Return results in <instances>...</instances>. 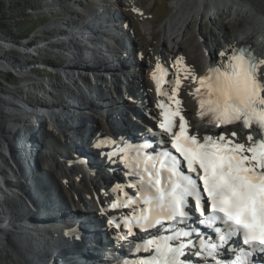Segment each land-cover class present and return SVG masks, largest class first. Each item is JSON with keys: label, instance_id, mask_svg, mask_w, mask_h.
I'll list each match as a JSON object with an SVG mask.
<instances>
[{"label": "snow or ice", "instance_id": "obj_1", "mask_svg": "<svg viewBox=\"0 0 264 264\" xmlns=\"http://www.w3.org/2000/svg\"><path fill=\"white\" fill-rule=\"evenodd\" d=\"M218 56L219 61L210 60L207 75L192 76L194 83L199 81L195 89L199 115H209L208 122L217 128L242 123L259 135L249 133L247 144L232 139L235 132L206 134L201 142L188 133L183 115L158 104L163 116L159 128L170 137L178 156L167 148L156 155H141L138 150L132 161V174L138 180L128 185L137 189L136 196L124 192L126 199L118 198L111 205L132 209L131 215L123 217L128 235H135L134 227L142 232L156 230L143 242L142 249L149 255L138 264H193L186 258L192 249V255L200 258L196 264H221L217 257L222 251L235 255L227 264H264V59L257 58L250 46L230 45ZM174 83L179 86L180 80ZM177 115L179 130L174 131ZM160 143L167 145L168 140L162 137ZM123 187L117 184L114 191ZM197 223L211 229L214 239L203 238L193 227ZM234 238H242L244 247L237 244L238 254L229 247Z\"/></svg>", "mask_w": 264, "mask_h": 264}, {"label": "rangeland", "instance_id": "obj_2", "mask_svg": "<svg viewBox=\"0 0 264 264\" xmlns=\"http://www.w3.org/2000/svg\"><path fill=\"white\" fill-rule=\"evenodd\" d=\"M51 1L0 0V24L6 25L5 28L3 26L4 31L0 30L1 39L2 41L12 40L11 45H18L17 47L15 46V48H11L13 49V51L11 52L8 51V48H5L4 46V49L2 51L0 50V55L1 57H4L5 60L18 59L20 61L19 63L22 64V68L29 69L30 76L35 80L34 82L25 80L24 74L26 73H24L23 75L21 73L6 74L5 72L0 71V87L8 91L15 92H17L16 90L20 88V90L18 91V96L25 99L27 101V104L31 107H34V105H36L40 108L49 107L50 109L53 105L59 106L57 110V120L61 122L68 121L69 125L66 138H68L70 144H72L70 136H73L75 133V129H73L71 126L74 121L78 122V119L80 121L81 128H84L85 126L86 129L92 128L96 130V132L101 130L102 133H108V126L102 118L94 114V117L89 120H85L82 115L86 113H84V111L77 112V107L80 104H84L82 99H85V97L88 98L90 93H92L95 97L101 94H104V96L108 97L109 94H111L114 86L115 91L118 89V87H116V81L113 78V76H116L117 74L110 75V72H107V70L103 68V65H110V61L112 60L111 56L108 54L101 56L100 62L94 61V55L92 56V58L86 55V68H77V70L72 71H63L59 69L58 65H61V62L69 63L70 59L75 60V57L78 54L75 53L74 55H69L71 56V58H68L67 56L59 54L58 50L54 49L53 51V48H56L55 46L51 47L52 49L50 48L49 51L45 47V44L40 45L39 43H49V39L53 41L54 39H52V37L55 36H57V41H62L60 40V37H62L60 36V34L61 31H64L62 26H65V24L70 26V28H73L75 32L79 30L77 25H79L80 22L78 21L82 22L85 19H92L93 21V17L91 16L92 12H97V10L98 12H104L108 9L118 10L121 18L125 19V21L129 23V29H131L133 32L132 41L134 46L141 52H145L147 56H149H146L144 62H149L150 59H157L160 54L168 56L169 53L175 51V53H179L178 56L180 58H182L186 62L188 61L187 63L191 66L193 65V67L201 69V71H203L204 68V54L206 53V51H209L214 55L215 51H217L218 49L221 50V48H223V46L225 45V40L227 38L236 35L242 36L244 32L246 33L248 31L247 29L249 28H251L254 32V35L258 37L257 32L261 29L259 23L255 22L253 19H248L246 16H244L240 19L231 20L228 14L224 13L222 9H217L214 6H210V8L206 10V13L202 12L197 19L193 20L190 23H187L181 32L178 31L176 32L177 34L171 32V34H173L174 36L172 35V40L168 41L164 37L163 26L165 20L174 7V2L178 0H124V6L122 5V7L120 6L107 9H102V6L97 8V3L101 2L99 0H71V4L67 5L72 9V12L69 13H66L64 10L66 6L64 8V5L61 3V1L63 0H54L53 3H51ZM261 1L264 2V0ZM181 2L182 4H184L187 1L182 0ZM208 4H210V2H205V5ZM59 16H61L60 22L59 19H57V17ZM62 20L65 22L64 25L56 26L57 24L53 23V21H55L56 23L59 22L60 24H62ZM67 20L71 22L68 23ZM136 20L138 22H135ZM19 25H25L28 31H33L25 38H18L12 34V31L16 32V28ZM65 30L66 31L64 32L67 33L69 28H66ZM81 32L82 33L80 34H85V30ZM66 36H70L71 38H63V41H65L66 43L70 42L67 43L69 47L74 45L79 50H82V48H80V40H73L71 34H67ZM123 37L125 40L124 44L127 47H132L133 44L130 42V38L127 39L126 36ZM85 41L90 42L91 40L85 39ZM20 46L23 47L26 52L20 50L18 48ZM85 46L91 45L89 43H86ZM35 47H37V49H34ZM30 50H33V54L28 53ZM67 52L68 50L65 51V53ZM22 53H25L26 55L24 56ZM55 53L58 54L56 55ZM59 56L62 59L59 58ZM155 56L157 57L155 58ZM130 58H133L132 62L136 59L135 57ZM43 62H49L50 64H43ZM97 65L102 66V68L98 69L99 72H94L89 69H96ZM14 72L18 71L14 68ZM88 72L94 73L98 76L94 80H92ZM9 75L11 77L10 79L7 78V76ZM140 76L136 73H133L131 76L133 82L130 84L132 86L134 84V87L138 86V84L140 83V78H142L141 81L145 83L146 78ZM110 79L113 81H110ZM56 81L60 82L62 85L67 84L70 88L73 89L75 87V90L80 94V96L74 97L72 95H69L68 93L60 95V92L59 96L53 94L54 90H51L50 86H53ZM68 82H70L71 84ZM25 100H23L22 103H26ZM73 102H76L77 104L73 105ZM19 105V107H22V109L26 108L25 106H23V104ZM35 110L36 109L34 107V109H28L27 111H25V113L24 109L22 112H19L17 110L11 112L9 109H5L4 111V113L9 116L15 114L16 112L19 114V116H15V119L9 118L8 116L5 119V129L8 132L15 130L17 131L18 129H28L32 131L35 136H41L39 141L41 142V149L43 152H40L39 156H45V158L43 157L42 164L38 169L39 171L37 172L36 176H34L36 180L35 182H39L41 184V174L47 173V175H49V177H51L52 179V182L50 183L53 188H55L58 196L60 195V197H63L64 195V197H66L68 201H70L72 196H74L75 198L81 196V194H78L76 192L82 191L84 197H93L95 186L97 188L98 185L97 183L93 185L91 184L92 182L87 176L80 177L77 172L74 173L72 170H76V168L71 166L72 161H65V164L64 162H62L61 165L56 164L55 162L56 152H61L63 156L68 155L70 157L71 153L73 154V152H75L73 148L71 149L68 146L65 147L63 145L64 136L59 132L58 128L55 127L54 120L52 119L53 117H55V115L49 118L45 117V115L40 118L37 117L38 120L33 122L23 121L24 119H26V115L34 116L32 115V113ZM119 114L120 113H118V115ZM115 115L116 114L112 112L109 118L106 116L108 118L109 124L112 116L115 117ZM81 118L82 120H80ZM13 121L17 126H12L14 125ZM79 131L81 136L80 138H83V140H85L82 136L83 133H81V129ZM81 139L80 141H82ZM53 147L55 149H53ZM46 153H48V155ZM17 155L21 157L22 154L19 153ZM74 159L75 158H73V160ZM2 161L3 168H0L4 170V173L6 172V180L9 184V182L15 181V178L11 177V175L9 174L14 169L12 164L13 161H8V158L5 156V151H3ZM69 168H71L72 170L70 171ZM65 172H67L68 177H66L67 175H65ZM1 178L2 177H0V181ZM21 180L23 184L26 185L25 179L22 178ZM13 185V187H15L18 184L13 183ZM42 193L44 192L42 191ZM2 199L3 197L0 193V205L5 210L3 211L2 209H0V216L7 217V214L11 215V213ZM94 199L95 198L93 197V200ZM58 203H61V200L59 198ZM69 209L71 210L72 208L69 207ZM31 255L34 257V255L36 254Z\"/></svg>", "mask_w": 264, "mask_h": 264}, {"label": "bare ground", "instance_id": "obj_3", "mask_svg": "<svg viewBox=\"0 0 264 264\" xmlns=\"http://www.w3.org/2000/svg\"><path fill=\"white\" fill-rule=\"evenodd\" d=\"M44 1H47V0H44ZM48 1H51V0H48ZM53 1L54 0H52L51 3H53ZM99 1H101V0H99ZM181 1L182 0H178V1L174 2V4H173L174 7L164 22L163 30H164V37L166 38V40L171 41L173 36H174L173 34H171V32H173L175 34H177L176 32H178V31L181 32L187 23H190L193 20L197 19L199 17V15H201L202 12L206 13V10H208L210 8V6H214L217 9H222L224 13H227L228 16L231 18V20L240 19L244 16H246L248 19L249 18L253 19L255 22L259 23V26L261 29L257 32L258 37H256L254 35L253 30L251 28H249V29H247L248 31L246 33L244 32V34L242 36L236 35V36L227 38L225 40V45L223 46V48H221V50L218 49L214 53V55H213V53H212V55L216 56V57H218V59H220V57L218 56V53L222 50L227 51L229 49L230 45L232 47H236V46H240L243 44H250L260 54L262 59H264V2L263 1H261V0H205V1L204 0H185L187 2L184 4H182ZM123 2H124V0L123 1L122 0H102L101 3L104 7H101V8L107 9V8H116V7H120V6L122 7V5L124 6ZM205 2H210V4L205 5ZM61 3L64 5V8L66 6V8L64 9L66 13L72 12V9L67 6V5L71 4V0H63V1H61ZM96 13H98V10H97V12H92L91 16L92 17L96 16L95 15ZM57 19H59V22H60L61 16L57 17ZM59 22L56 23L55 21H53V23L57 24L56 26H59V25L61 26V25L65 24V22L63 20H62V24H60ZM67 22L70 23L71 21L67 20ZM78 22H80V24L77 25L78 29H79L78 31L74 32L73 28H70V26L65 24V26H62L63 30L66 31L65 30L66 28H69V30L67 33H65L64 31H61L60 36H66L67 34H72L73 36H76L73 38V40L74 39L79 40L77 38H80L81 35L79 36V34L82 33L81 32L82 30L100 31L101 29L106 28L109 33H112L113 35H115L120 40L121 39L123 40V36L128 37L127 39L131 38L130 31L128 30V32H127L128 35H126V34L123 35V29L120 28L119 25L115 26V28H112V27L108 26L107 22H105V21L102 22V24L98 23V25H97L96 21H94V20L92 21V19H88V20L85 19L82 22L81 21H78ZM135 22H138V21L136 20ZM86 23H87V25L85 26ZM93 23H95V24H93ZM56 37L57 36L52 37V39H54L53 41H51V39H49V43L41 42L39 44L40 45L45 44L46 45L45 47L49 51H50L51 47L55 46L56 48H53V51H54V49L58 50L59 54L67 56L68 58H71V56H69V55H74L75 53L78 54V55H76L75 60L70 59L69 63H66V62L62 63L61 62V65H58L59 69L63 70V71L64 70L72 71V70H77V68H79V69L80 68H86V66H85L86 65L85 64L86 55L90 54V50L89 49L86 50V52L83 54L82 50H79L74 45L69 47L67 43H70V42L66 43L65 41H63V37H60L61 38L60 40H62V41H57ZM87 39H89V37H86V40ZM11 41H2L1 36H0V50L2 51L4 49V46H2V45H5V44H1L2 42H6V43L11 44ZM66 41H68V40H66ZM12 48H15V46ZM127 49H129V50H127ZM127 49H126L127 51H130L132 49V47H127ZM66 50H68L67 53H65ZM108 50H110V48H108ZM15 51H17V50H15ZM48 53H51V52H48ZM94 53L96 54V52H94ZM22 54L24 56L26 55L25 53H22ZM95 54H94V58H95L94 61L100 62L101 57H99L98 55H95ZM125 54H126V52L124 51V49L118 48V47H115L113 52L111 53V55H114V56H124ZM130 54H131V52H130ZM177 55H178V53H175V51L169 53V57H171V58L176 57ZM213 56H210V57H213ZM156 57L157 56H155V58ZM59 58H61V57L59 56ZM19 62L20 61L18 59H15V60L6 59L5 60L4 57H1V55H0V65H1L0 67H2V68L10 67L13 70L15 68V69H17L18 72H11V73H15V74L21 73L22 75L24 73H26V74H24V79L34 82L35 80L28 73V69L22 68V64ZM48 63L49 62H43V64H48ZM153 63L156 65L159 62L157 59H154ZM111 64L116 65L117 61L112 59L110 61V65ZM110 65H103L104 66L103 68H105V70H107V72L109 71L110 75H116V72L109 68ZM132 65H135V64H132ZM100 68H102V66L97 65L96 69L95 68H89V69L94 71V72H99L98 69H100ZM174 71L178 72L179 70H178V68H175ZM156 78H157V76H156ZM68 83H70V82H68ZM53 86H54V88H56V90L58 92H60V95L68 93L69 95H72L74 97L80 96V94L75 90V87H74V89L70 88L67 84L62 85L60 82L56 81L53 84ZM19 90H20V88H18L16 90L17 92L8 91V90H5L2 87H0V93H2L8 97L7 98L8 100L2 101V104L5 105L3 108L4 110L9 109L11 112L15 111V110H17L19 112L23 111L22 107H19L20 106L19 104H23L21 102L20 98L18 97V95H19L18 91ZM128 90L129 91L133 90V86L130 84V82H128ZM82 100L84 103H86L88 98L85 97V99H82ZM58 108H59V106L53 105L52 108L49 109V112L47 113L48 115L47 116L45 115V117H51V116L55 115V117H53L52 119L54 120L55 127H57L59 132L64 136V144L63 145L65 147L68 146L71 149L73 148V150L75 152H73V154L71 153V157H72V159L75 158L76 160H78L79 157L78 158L76 157V150H77L76 147L81 148L82 146L80 145V143H77V144H74V143L70 144L69 143L68 138H66L69 123H68V121L61 122V121L57 120ZM71 108H73V107H71ZM117 109H118L119 113H120V111H122V109H120V108H116V109H114V111H116ZM36 113L37 112L35 110L32 113V115H34ZM27 114H30V113H27ZM122 115L124 116V112L122 113ZM7 116L9 118L15 119V116H19V114L16 112L15 114L10 115V116L6 115L1 110V102H0V167L3 168V161H2L3 151H5V152L8 151V153L10 152V154H12V151H13V153L15 155L16 149H15V151L13 150L12 144L17 145L18 144L17 141L19 140V142H20L21 139L25 138V137H28V139L26 142L22 141L21 143H19V145L24 143V146H22V148L24 147V149H19L20 151L18 150V152H21V154H22L21 157L18 155L16 157H13V155H12V157L14 158V159H12L13 160L12 164H13L14 169L9 174L11 175V177L15 178V183L18 184L17 186H15L14 189L9 186L8 181L6 180V177H7L6 172L4 173V170L2 168H0V177H2V181H5L4 183L0 184V193H1V196L3 197L2 200H3L4 204L8 207V209L10 210V213H11V215L7 214V217H4V216L1 217L0 216V264H45L43 262L45 260L44 255L45 254L53 255L51 247H50L51 246L50 245L51 240L53 237H51L52 236V234L50 232L51 226H49V224L52 222V220L54 218H56L57 214L59 213V211H60V205L59 204L60 203H58L57 200L55 201L52 198L48 199V197L44 191V188L42 189V187L38 186V183L35 182L36 180H35L34 176H36L37 172L39 171L38 169H39V166L42 164L43 157L45 158V156L40 157L39 156L40 153L39 154L36 153L37 155L35 154V152H39L38 148H40V145H41V142L39 141L41 136H35L33 134V132L28 130V129H21V130L18 129L17 130L18 132L15 130L16 133L13 135L11 133L13 131L8 132L5 129V124H6L5 119L7 118ZM40 117H42V116H40ZM115 117H116V115H115ZM80 120H82V118ZM13 123H14V121H13ZM15 125L16 124L14 123V125H12V126L14 127ZM193 125H195V128H196V122L193 123ZM212 128H214V126H212ZM84 129L85 128H81V133H83L82 136L86 139L89 138L90 135H92V133L94 134L96 131V130H94L91 132V131H85ZM240 132L243 133L244 135H246V133L241 129H240ZM249 133L250 132H248V134ZM78 141H80V139ZM14 142H16V143H14ZM30 144H32L33 147L30 146ZM28 148L30 150H28ZM53 149H55V148L53 147ZM23 150H26L27 153H24ZM81 152H82V155L85 159L94 160L95 163H98L95 156H93L91 153L87 152L85 149L82 148ZM58 156H59V158H58ZM62 159H63V161H62ZM65 161H69V160H65L64 156L61 152H59V153L56 152V160H55L56 164L61 165L62 162H64V164H65L66 163ZM98 169H100V167H98ZM69 170L71 171L72 169L69 168ZM14 173H15V175H14ZM65 175H67L66 177H68L67 172H65ZM22 178L25 179L26 185L23 184V182L21 180ZM96 183L98 185H102V180L96 179L91 184L94 185ZM41 190L44 193H42ZM20 193H22V194L20 195ZM29 194L33 198V201L35 203H37L36 204L37 206L34 207V206H32V204H30L28 201L25 200L24 197L28 196ZM41 198H42V200H41ZM72 210H75V209H71L70 211L73 212ZM53 230H55V229H53ZM55 232H58V231L55 230ZM65 245H67V246L72 245V242H69L68 244H65ZM31 254H36V255H34V257H33ZM66 261H67L66 259H63V260L59 261L58 264H65ZM83 262H85V261L83 260Z\"/></svg>", "mask_w": 264, "mask_h": 264}, {"label": "water", "instance_id": "obj_4", "mask_svg": "<svg viewBox=\"0 0 264 264\" xmlns=\"http://www.w3.org/2000/svg\"><path fill=\"white\" fill-rule=\"evenodd\" d=\"M1 44H5V45H2V46H5V48H8V50H10V48H12V45L11 44H9V43H6V42H2ZM21 48H23V47H21ZM34 49H37V47H35ZM32 51L33 50H30L28 53H31V54H33L32 53ZM6 67V66H5ZM10 67H6V68H2V67H0V71H2V72H5V73H7V74H10L12 71L9 69ZM2 69H4V70H2ZM28 73H30V70L28 69ZM8 97L7 96H5L4 94H2V93H0V102H1V110L4 112L5 110H3V108H4V104H2V101H6V100H8L7 99ZM3 106V107H2ZM29 108H25L24 109V113H25V111H27ZM8 114V113H7ZM35 115V114H34ZM28 117V118H27ZM30 117H33V116H29V115H26V119H24V120H27V119H29ZM23 120V121H24ZM7 122V121H6ZM21 142V141H20ZM37 148V147H36ZM23 152L24 153H27V151L26 150H23ZM25 198V197H24ZM25 200L26 201H28V199L27 198H25ZM55 200V199H54ZM51 238V237H50Z\"/></svg>", "mask_w": 264, "mask_h": 264}, {"label": "trees", "instance_id": "obj_5", "mask_svg": "<svg viewBox=\"0 0 264 264\" xmlns=\"http://www.w3.org/2000/svg\"><path fill=\"white\" fill-rule=\"evenodd\" d=\"M3 26H4V28L6 27V25L0 24V30H2V31H4ZM16 29H17V31L16 32L12 31V34L18 38H25V37H27V35H30L31 32L33 31V30L28 31V29L25 25H19ZM7 78L10 79L11 77L7 76Z\"/></svg>", "mask_w": 264, "mask_h": 264}]
</instances>
